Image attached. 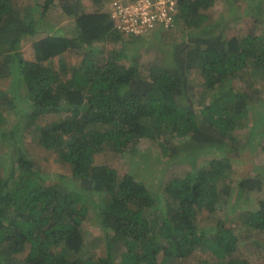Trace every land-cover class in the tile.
I'll return each instance as SVG.
<instances>
[{
  "label": "trees",
  "instance_id": "16d2710c",
  "mask_svg": "<svg viewBox=\"0 0 264 264\" xmlns=\"http://www.w3.org/2000/svg\"><path fill=\"white\" fill-rule=\"evenodd\" d=\"M70 1L63 8L75 31L67 35L42 21L55 0H43L40 18L31 14L41 0H0V138L12 148L10 164H0V264H249L242 246L264 252V196L243 204L240 218L220 210L233 198L234 161L256 168L241 170L240 204L263 189L264 163L252 156L264 157L256 87L264 84V29L256 27L264 0H250L245 34L225 22L229 10L207 23L217 0H178L174 26L154 29L180 24L187 40L172 65L144 74L145 64L112 45L133 37L117 29L108 0L87 10ZM190 71L204 87L197 104L187 97ZM32 124L34 142L68 175L47 176L28 156L22 129ZM144 142L162 155L183 153L190 168L154 191L132 170L95 162L107 149L137 155ZM209 147L222 157L197 166L194 151Z\"/></svg>",
  "mask_w": 264,
  "mask_h": 264
},
{
  "label": "rangeland",
  "instance_id": "374dc122",
  "mask_svg": "<svg viewBox=\"0 0 264 264\" xmlns=\"http://www.w3.org/2000/svg\"><path fill=\"white\" fill-rule=\"evenodd\" d=\"M20 2H23V0H19ZM72 4H74V0L70 1ZM39 7L38 11L36 13L31 14V16H36L37 18H40L42 13V5L43 0L41 2H38ZM55 5L51 6L50 9L47 11V13L43 16L42 21L47 23H51L53 26V31L58 33H66L67 35H70V33L75 31V20L69 15L66 14L65 9L63 8V4H65V0H62L61 2L59 0H55ZM94 0H81V7H84V10L90 9L94 4ZM250 0H238L234 2H228L226 0H217L214 6L208 11L210 16V22L207 23H215L219 20L220 17H222L225 10H229L232 13V16L228 18V20L225 22H229L233 27H235V33L237 30L241 32V34H245L246 32V22L245 17L249 13V4ZM21 5H24L23 3H20ZM110 0L107 2V6L109 7ZM35 5V4H34ZM264 5V3H263ZM26 6V5H24ZM106 8V6H105ZM264 9V6H263ZM239 15V16H238ZM245 15V16H244ZM231 20L233 22H231ZM222 23H224L222 21ZM221 23V25H222ZM180 25V24H179ZM174 27L173 30L166 31L162 34L159 30H151L147 33H144L143 35L136 37V36H130L133 37L132 40L127 42H119L117 44H112L114 47L119 49L120 51H123L125 54H127L132 61L135 62V64H139V67L141 68V65H146V69L142 71V74L146 73V70H148V67H151L153 64L156 65H172L174 61V55L177 50V47L181 45L183 41L187 40V37L184 35L182 31V26ZM217 25L213 27H217V29H223L224 26ZM225 25V23H224ZM257 31L264 29V10L260 12V22H256ZM238 28V29H237ZM234 31L229 30L228 34H235ZM237 34V33H236ZM74 35V34H72ZM185 38V39H184ZM135 39V40H134ZM33 41V39H32ZM28 45V46H27ZM27 46V47H26ZM31 43H27L25 45L26 49L30 50ZM108 47H111V44H107ZM173 60V61H172ZM191 72V71H190ZM201 77L198 73L191 72L189 73L188 77V83L190 85V93L187 95L188 100L189 97L191 98V95L193 97V101L195 104L198 103L200 93L203 91V86L200 85ZM256 87H261L263 89L264 93V84L257 83ZM209 98H207L208 100ZM15 120L13 118L12 114L10 113L8 121L9 123ZM23 127V126H22ZM36 127L35 124H32L28 128L22 129L23 133V142L25 144V151L27 152L28 156L32 157L39 166L44 168V171L47 170V176L52 175L56 176L58 173H64L65 175H68V173L64 172L61 169L60 164L55 162V155L52 152L46 151L39 144L34 142V139L32 138V135L30 134L33 132L34 128ZM4 130H10V128L5 125L3 127ZM249 129V127L244 128L243 130H238L237 133H242V131H246ZM182 142V148L184 149V143L187 144V139L183 138L181 140ZM7 144L6 141L0 138V164L2 168L7 167V165L10 164V157H11V150ZM188 149H192L190 147H187ZM195 154H197L196 157V165H200L209 159L213 157H222V153L215 151L213 148H206V149H197L194 151ZM183 155V153L181 154ZM174 156L170 157L168 155H162L158 150H156L150 143L144 142L140 148V152L137 155H116L114 151L111 149H107L106 151L97 154L96 157V163L99 164H110L111 166L118 169L119 172H125L128 170L134 171L141 179H143L144 183H146L149 187H151L154 191H161L163 187L164 180L168 179L170 177V173L172 175L174 174H183L185 171H187L190 168V162L186 160L185 162L182 160V156ZM262 153L258 152L257 150L254 152L253 156L255 159V165H261L264 163V157H261ZM257 156H260L257 157ZM242 163V162H241ZM249 164L241 165L240 161H234L233 167L237 169V173L234 174V181L232 185L233 189V198H231V201L226 206L225 209L220 210V215L222 217H226V213H233V216L235 218H240L243 214L244 206L243 204L246 203H254L257 202L258 199L264 196V183H263V189L261 192L254 191L250 195H245V197L250 196V201H243L241 204L237 200H239L238 196L236 197L237 193V184L239 183L240 176L243 171L248 174L255 173L256 168ZM4 165V166H2ZM263 166V165H262ZM252 167V168H251ZM250 168V169H249ZM249 169V170H248ZM258 171H263L262 169H259ZM207 213H205L201 217V221L199 223L200 228H207L208 226H211L215 223V218L219 215V212L216 213L214 216H206ZM94 232V235H98L99 232L94 230V228L91 230ZM261 248H252L251 251L248 249L246 245L241 247V253L243 256H245L249 264H264V252L260 251ZM22 254H19L17 258H21ZM23 258V257H22ZM6 262V261H5ZM189 264V263H188Z\"/></svg>",
  "mask_w": 264,
  "mask_h": 264
},
{
  "label": "built area",
  "instance_id": "2783aa9c",
  "mask_svg": "<svg viewBox=\"0 0 264 264\" xmlns=\"http://www.w3.org/2000/svg\"><path fill=\"white\" fill-rule=\"evenodd\" d=\"M109 7L120 32L139 36L156 27L171 29L178 0H111Z\"/></svg>",
  "mask_w": 264,
  "mask_h": 264
},
{
  "label": "clouds",
  "instance_id": "9594fccd",
  "mask_svg": "<svg viewBox=\"0 0 264 264\" xmlns=\"http://www.w3.org/2000/svg\"><path fill=\"white\" fill-rule=\"evenodd\" d=\"M139 36H141V35H139Z\"/></svg>",
  "mask_w": 264,
  "mask_h": 264
}]
</instances>
